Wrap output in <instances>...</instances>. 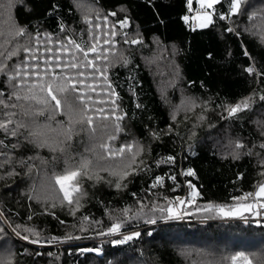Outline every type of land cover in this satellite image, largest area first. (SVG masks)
I'll use <instances>...</instances> for the list:
<instances>
[{"label":"trees","instance_id":"trees-1","mask_svg":"<svg viewBox=\"0 0 264 264\" xmlns=\"http://www.w3.org/2000/svg\"><path fill=\"white\" fill-rule=\"evenodd\" d=\"M82 2L93 4L102 10L103 14L115 11L117 17L129 16L127 31L139 32L142 37L141 44L122 45L130 63L127 66L116 64L110 68L109 77L119 92L120 107L127 113L123 120L127 134L120 133L117 143L135 137L145 144L146 152L150 147L146 162L151 166V173L129 177L128 187L119 191L106 183L90 186L87 189L86 201L75 216L70 215L67 208L57 205L46 212L41 207V202L34 199L29 201V189L33 192L41 191L48 184L47 177L53 170L59 171V167L63 166V156L56 154L58 161L53 164L51 153L47 149L15 150L17 157L38 152L39 157L44 158L47 163L35 158L28 161L29 164L35 165L30 171L26 167L16 165V172L20 175H0V211L15 223H26L42 230L44 237H62L66 234L73 237L51 245H31L27 241L14 240L11 246L16 253H20L23 248L28 249L22 257H16L17 264H212L211 257L218 261L222 255L228 254L223 244L234 241V238L248 240L252 246L251 250L257 252L249 253L253 264H264V223L257 225L251 222L254 219H249L250 222L245 224L241 220H220L221 218L215 216L204 220L203 214L193 212V205L181 206L185 213L183 218L165 220L156 212L155 223L152 224L141 217L126 220L121 229L122 233L136 230L141 234L124 244L111 243L112 239H122L121 235L104 240L99 238L109 236L95 235L109 223V217L104 213L106 207L119 209L132 205V210L135 211L136 206L133 205L134 198L131 195L133 192L137 193L138 197L145 196V203L148 198L157 199L156 196L147 197L143 191L148 188L152 174L176 175L175 182L166 179L164 187L152 189L153 193H159L161 197L185 196L188 191L185 181L191 180L202 193L201 197L197 198V204L201 205L208 200L231 203L230 195L252 190L254 182L260 179L257 174L256 153L264 155L258 147L259 141L264 137L260 135L256 124V121L264 120V111L257 102L252 112L241 113L239 118L221 119L222 113L215 109V106L222 101L246 95L253 89L261 90L257 87L255 75L249 76L243 71L250 61L242 54V44L261 72H264V45L247 33L237 37L234 33L224 32L228 22L221 21L218 17L213 27L189 30L181 20V16L186 12V0H151V3L149 0ZM76 3L77 0H24V5L30 6L31 11L17 3L11 8V19L1 17V12L4 11L0 10V31L4 33L0 40L11 38L10 31L15 27L14 21L20 25L27 24L30 31L38 28L41 31L59 33L58 23L61 19L76 30L78 37L85 25L81 18L82 11L75 7ZM248 3L257 11L261 8V0H248ZM57 5L58 7H55ZM224 7H227V0H224ZM49 9H52V14L46 15ZM217 10L223 9L218 7ZM117 17L109 16V21ZM247 23L249 22L245 16L233 18V26L240 29ZM252 23L260 24L261 17L257 16ZM209 52L212 53L211 58L207 55ZM2 80L3 77H0V81ZM259 84L264 85V78H260ZM182 96L194 97L198 101L210 100L215 111L209 110L208 119L198 124L195 129H192L191 123L186 126L183 114L178 115V122L172 121L170 115L175 106L180 104ZM137 104L140 107H137ZM196 111H200V108ZM55 119L63 117L57 116ZM169 124L173 125L174 131L177 130V125L179 126V136L172 133L152 140L148 135L149 129H165ZM190 130L195 133L191 139L188 136ZM0 138H4L2 133ZM235 139L243 140L247 148H252L255 153L249 155L245 148L244 154L238 160L223 155L226 149L231 150L229 140ZM87 143L84 133L74 136L70 152L83 153ZM188 145L192 146L191 149ZM3 150L0 148V151ZM167 155L176 157L174 165L161 164L157 167L154 164L156 158ZM1 158L3 157H0V160ZM189 167L196 175H181V170ZM26 171L28 174L24 175ZM238 172L243 173L240 179L237 178ZM86 182L90 184L89 181ZM175 183H179L180 188L173 191ZM29 205L31 213H35L30 221L26 219L31 214ZM53 212L54 216L51 214ZM114 214L119 215L118 212ZM85 215L89 216L90 220H98L101 223L90 226L86 221L85 231L81 232L79 227L73 225H79L81 217ZM61 220L65 223L61 224ZM77 236L80 238L77 239ZM203 240L211 241L214 246L190 249L181 246L201 243ZM237 245L240 244L236 243L235 246ZM96 247L102 249L101 254L78 250ZM36 252L40 254L36 255Z\"/></svg>","mask_w":264,"mask_h":264},{"label":"snow or ice","instance_id":"snow-or-ice-1","mask_svg":"<svg viewBox=\"0 0 264 264\" xmlns=\"http://www.w3.org/2000/svg\"><path fill=\"white\" fill-rule=\"evenodd\" d=\"M17 3L31 11L30 6L24 5V0H9L7 8L11 9ZM75 7L81 9V18L85 25L78 37L75 34L76 30L61 19L58 23L59 33L41 31L38 28L30 31L27 24L20 25L14 21L15 27L10 31L11 38L0 40V77H3L0 81L2 85L0 133L4 137L0 138V148L4 149L0 151V157H3L0 160V169H4L2 176L20 175L16 172V165L26 167L30 171L35 165L29 164L28 161L35 158L47 163L44 158L39 157L38 152L17 157L15 154L17 149L27 148L29 151L33 148L47 149L51 153L53 164L58 161L56 154L59 152L63 156V167L59 171L53 170L47 177L48 184L41 191L33 192L29 189L28 199L41 202V207L46 212L49 208H55L58 203L62 207H67L72 216L76 215L78 209L82 207V199L87 196L83 178L93 183L104 181L109 187L119 191L128 187L129 177L145 172L151 173V166L146 162L150 147L146 152L145 144L135 137L117 143L120 133L127 134L123 126L127 113L120 107L119 92L109 77L110 68L116 64L127 66L130 63L122 45L141 44L142 37L139 32L126 31L130 23V17L127 15L120 18L115 11L103 14L102 10L93 4H84L82 0H77ZM218 7L223 10L218 11ZM51 14L52 9H49L46 15ZM109 16L117 18L110 22ZM239 16H245L249 22L244 24L242 29L233 26V18ZM257 16L261 17V23H252ZM217 17L228 22L223 29L224 32L234 33L237 37L247 33L264 45V0H261L259 11L249 4L248 0H227L226 8L224 0H186V12L181 16V20L189 30L195 31L215 26ZM160 22L163 23L162 20ZM3 35L4 33L0 31V36ZM22 40L26 42L21 43ZM242 54L250 61L243 71L249 76L255 75L257 87L261 90L253 89L234 100L216 104L215 109L222 113L221 119L239 118L241 113L252 112L257 102L264 111V85L259 84L260 78H264V72L256 68L255 61L243 44ZM207 55L211 58L212 53L209 52ZM137 107L140 105L137 104ZM197 108H200V111H195ZM215 109L212 108L210 100L198 101L194 97H184L173 109L170 119L177 121L178 113L183 110L186 126L187 123H191L192 129H195L198 124L208 119L209 110ZM57 116H62L63 119H55ZM256 124L260 135L264 137V120H258ZM178 127L177 125L175 131L172 124L167 125L165 129H149L148 135L152 140L172 133L179 136ZM80 133L87 136L88 143L83 153H71L73 137L79 136ZM194 135L195 133L190 130L189 139ZM228 145L231 150L226 149L223 155L230 156L233 160L240 159L247 148L241 139L229 140ZM188 147L191 149L192 146ZM258 147L264 152V139L259 141ZM247 153L253 154V149L247 148ZM256 155L257 174L260 179L254 182L252 190L230 195L231 203L208 200L202 205L197 204V198L201 197L202 193L191 180L185 181L188 186L185 196L161 197L159 193H153L152 189L164 187L166 179L175 182L176 175L152 174L148 188L143 191L147 197L156 196L157 199L148 198L145 203V196L138 197L137 193L133 192L131 195L134 198L135 211L132 210V205H125L119 209L106 207L104 213L109 217V223L95 235L111 236L120 233L122 239H112L111 243L124 244L141 234L136 230L128 234L122 233L121 229L126 220L141 217L152 224L155 223L156 212L165 220L183 218L185 213L182 205H193L195 212L203 214L204 220L213 216L222 219L238 218L248 224L249 217H264V155L260 153ZM175 161L174 155H167L160 156L153 162L159 167L161 164L174 165ZM28 171L23 174L27 175ZM101 172H106L108 176H101L99 174ZM181 175L195 176L196 173L189 167L182 169ZM242 177L243 173L238 172L237 178ZM178 188L180 184L175 183L172 190ZM29 212L31 213L30 205ZM117 212L119 215L114 214ZM51 214L55 215L54 212ZM32 215L35 213H31L26 219L30 221ZM0 218H3L0 220V264H17L16 257L18 255L22 257L28 252L27 248H23L20 253H16L11 246L14 240L27 241L31 245H51L73 238L68 234L62 237H44L42 230L26 223H15L2 211ZM86 221L90 226L101 223L98 220H90L89 216L85 215L81 217L80 224L73 227H79L83 232ZM251 222L260 225L264 220L254 219ZM60 223L63 224L65 221L61 220ZM78 250L95 253L102 251L99 247ZM215 264H253V261L247 251L234 249L222 255Z\"/></svg>","mask_w":264,"mask_h":264},{"label":"rangeland","instance_id":"rangeland-1","mask_svg":"<svg viewBox=\"0 0 264 264\" xmlns=\"http://www.w3.org/2000/svg\"><path fill=\"white\" fill-rule=\"evenodd\" d=\"M8 2H9V0H1V5H0V10L1 11H4V13L3 12H1V17H3V18H6V19H9V16H11V9H8L7 8V4H8ZM6 14V15H5ZM126 31H127V29H126ZM171 58V57H170ZM184 97H189V96H182L181 97V99H180V101H182V99L184 98ZM181 103V102H180ZM197 109H199V108H197ZM196 111V110H195ZM180 114H183L184 115V112H183V110H181L179 113H178V115H180ZM189 114H191V113H189ZM180 119V117H178L177 118V122H178V120ZM254 153H255V151H253ZM59 153V152H58ZM57 153V154H58ZM60 154V153H59ZM89 155H91V153H88ZM60 156H62V155H60ZM3 158H1V160H2ZM63 166H61V167H59V168H62ZM3 173V170L2 169H0V175ZM101 176H104V177H107L108 176V174L106 173V172H101V173H99ZM86 181H89L90 182V184L88 183V182H86ZM83 187H84V191L87 193V189H89V187L90 186H93V185H97V184H99V183H105L104 181H100L99 183H93V181H90V180H88L87 178H83ZM28 192V191H27ZM87 197V196H86ZM86 197H84L83 199H82V206L84 205V203H85V201H86ZM57 206L58 207H61L58 203H57ZM64 208H67V207H64ZM81 208V207H80ZM79 208V209H80ZM68 209V208H67ZM78 209V210H79ZM194 213H197V212H195V210L193 211ZM200 214H202V213H200ZM1 219H3V218H1ZM249 219H261V220H264V217H259V218H256V217H249ZM220 220H227V219H220ZM237 220H240V219H238L237 218ZM131 231H133V230H129V231H125V232H123L124 234H128L129 232H131ZM117 235H121L120 233H117V234H113V235H111V236H109V237H102V238H99V240H104V239H106V238H110V237H114V236H117ZM234 241H230V242H225L223 245H224V248L226 249V252L227 253H230V252H232L234 249H243V250H245V251H247L248 253H250V252H256V251H253V250H251L252 249V246L249 244V242H248V240H246V239H238V238H234L233 239ZM204 242V243H203ZM203 242H198V243H194V244H192V245H190V244H187V245H183V244H181V246H184V247H187L188 249H190V248H193V247H199V248H206L207 246H209V247H213L214 245H213V243L211 242V241H204L203 240ZM180 243H182V242H180ZM184 243V242H183ZM236 243H239L240 245H237V246H235L236 245ZM244 244H247V245H244ZM207 245V246H206ZM188 249H185V250H187L188 252L190 251V250H188ZM184 249H183V251H185ZM257 253V252H256ZM100 254H101V252H100ZM215 260H217V259H214L213 257H211V259H210V262L212 263V264H215ZM209 262V261H208Z\"/></svg>","mask_w":264,"mask_h":264}]
</instances>
